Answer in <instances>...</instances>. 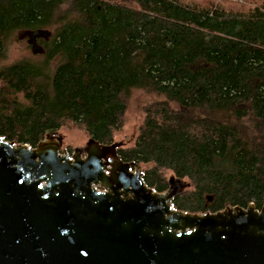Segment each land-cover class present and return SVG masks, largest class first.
Wrapping results in <instances>:
<instances>
[{
    "label": "trees",
    "instance_id": "obj_1",
    "mask_svg": "<svg viewBox=\"0 0 264 264\" xmlns=\"http://www.w3.org/2000/svg\"><path fill=\"white\" fill-rule=\"evenodd\" d=\"M38 29L42 59L0 67L5 141L75 128L114 144L143 91L155 98L116 152L147 187L186 182L173 208L188 213L264 207V0H0V62Z\"/></svg>",
    "mask_w": 264,
    "mask_h": 264
},
{
    "label": "water",
    "instance_id": "obj_2",
    "mask_svg": "<svg viewBox=\"0 0 264 264\" xmlns=\"http://www.w3.org/2000/svg\"><path fill=\"white\" fill-rule=\"evenodd\" d=\"M26 35L36 54L50 33ZM120 146L90 138L82 158L57 134L35 148L0 136V264H264V207L176 210L184 182L153 191Z\"/></svg>",
    "mask_w": 264,
    "mask_h": 264
},
{
    "label": "rangeland",
    "instance_id": "obj_3",
    "mask_svg": "<svg viewBox=\"0 0 264 264\" xmlns=\"http://www.w3.org/2000/svg\"><path fill=\"white\" fill-rule=\"evenodd\" d=\"M242 1L243 0H239V2ZM28 31L32 30H21L14 35L8 45L7 56L3 61L0 62V67L10 65L20 60L40 61L42 59L45 47L39 39L37 40L39 41L37 43V47L38 50H40V53H32L31 47L28 44V37L26 35ZM45 31L51 34L50 29ZM47 39L44 40L46 41ZM154 98V95L146 94L143 91H135L132 93L128 102L126 125L120 136L117 137L116 143L123 145L124 143L129 142L130 139L135 136L138 121L141 117V109L143 105L147 104ZM56 134L62 139L61 152L66 151L69 155L71 152L73 153L75 149H81L85 147L89 140V137L84 132L76 130L75 128L64 129ZM184 185L188 186L186 182H184Z\"/></svg>",
    "mask_w": 264,
    "mask_h": 264
},
{
    "label": "flooded vegetation",
    "instance_id": "obj_4",
    "mask_svg": "<svg viewBox=\"0 0 264 264\" xmlns=\"http://www.w3.org/2000/svg\"><path fill=\"white\" fill-rule=\"evenodd\" d=\"M38 42H39V41H37V43H38ZM89 139H90V138H89ZM88 141H89V140H88ZM87 144H88V142L86 143L85 147H83V148H81V149L77 148V149H79V150L81 151V153H82V154H81V157H82V158H84L85 155H86V154H85V148L87 147ZM75 150H76V149H75ZM75 150H74V151H75ZM74 151H73V152H74ZM72 154H73V153L71 152L70 155H72ZM99 190H102V189L99 188Z\"/></svg>",
    "mask_w": 264,
    "mask_h": 264
}]
</instances>
